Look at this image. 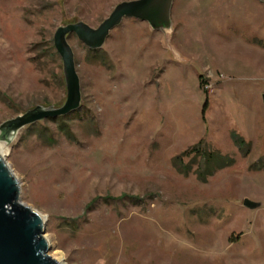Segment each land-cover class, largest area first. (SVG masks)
I'll list each match as a JSON object with an SVG mask.
<instances>
[{
    "label": "rangeland",
    "instance_id": "374dc122",
    "mask_svg": "<svg viewBox=\"0 0 264 264\" xmlns=\"http://www.w3.org/2000/svg\"><path fill=\"white\" fill-rule=\"evenodd\" d=\"M130 0H0V124L66 99L55 30ZM163 33L74 35L81 106L3 157L58 264H264V4L173 0ZM244 200L259 204L254 210Z\"/></svg>",
    "mask_w": 264,
    "mask_h": 264
},
{
    "label": "water",
    "instance_id": "95a60500",
    "mask_svg": "<svg viewBox=\"0 0 264 264\" xmlns=\"http://www.w3.org/2000/svg\"><path fill=\"white\" fill-rule=\"evenodd\" d=\"M264 4V0H257ZM173 0H130L117 4L97 28L82 21L59 26L53 34V46L62 61L66 99L61 107L36 106L0 124V142L9 144L24 127L44 120L65 118L81 106L79 77L74 53L67 39L74 35L90 51H99L109 33L124 19L146 22L152 31L163 33L162 46L169 48L167 37L172 30ZM264 105V95L262 97ZM16 177L0 156V264H58L48 255L49 243L44 237V222L32 209L20 205ZM249 210L259 204L244 200Z\"/></svg>",
    "mask_w": 264,
    "mask_h": 264
},
{
    "label": "bare ground",
    "instance_id": "6f19581e",
    "mask_svg": "<svg viewBox=\"0 0 264 264\" xmlns=\"http://www.w3.org/2000/svg\"><path fill=\"white\" fill-rule=\"evenodd\" d=\"M3 148H4V144L0 143V156L4 159V157H3ZM42 221H43V219H42Z\"/></svg>",
    "mask_w": 264,
    "mask_h": 264
},
{
    "label": "trees",
    "instance_id": "16d2710c",
    "mask_svg": "<svg viewBox=\"0 0 264 264\" xmlns=\"http://www.w3.org/2000/svg\"><path fill=\"white\" fill-rule=\"evenodd\" d=\"M88 51H89L90 53H93V54H94V53H95V54L98 53V51H90V50H88ZM60 118L63 119V117H60ZM60 118H57V119H60Z\"/></svg>",
    "mask_w": 264,
    "mask_h": 264
}]
</instances>
